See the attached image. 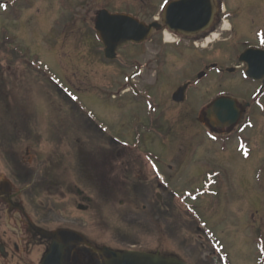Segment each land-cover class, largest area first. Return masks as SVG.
Returning a JSON list of instances; mask_svg holds the SVG:
<instances>
[{
  "label": "rangeland",
  "instance_id": "obj_1",
  "mask_svg": "<svg viewBox=\"0 0 264 264\" xmlns=\"http://www.w3.org/2000/svg\"><path fill=\"white\" fill-rule=\"evenodd\" d=\"M174 1L0 0V109L6 96L2 75L9 72L10 76L5 80L10 83L12 92L10 106L20 111L18 120L32 131V139L35 138L33 132L41 134L38 136L42 138V144L38 150L43 159L58 161L60 172L82 189L86 186L85 191L95 202L91 210H80L60 195L58 221L83 233L96 245L100 257V250L106 247L117 252L141 251L173 259L178 257L187 264H227L222 255L228 264H264V250L260 247L264 245V191L261 192L264 185L263 118H255V130L242 135L250 141L245 148L249 157L245 159L232 142L227 146L224 142H208L198 114L182 115L169 107L168 110L164 108L166 115L159 120L158 126L150 129V154L163 165L162 173L168 179L169 188H158L161 180L148 165V198L141 194L142 190L139 194L136 191L129 194L131 183L135 182L126 180L121 172L123 168L117 165L116 156L122 149L114 139L122 137L125 132L126 135L134 132L131 125L121 128L118 124V110L126 112L125 123H129L130 118L132 123V113L138 112V118L143 117L141 112L144 111L139 108L148 106L146 97L150 91V107H159L152 92L165 107L172 88L188 80L186 76L191 75L193 66L187 56L182 54L176 58L172 51H168L165 68L158 70V64L153 60L157 51L151 50L150 46V41H161L160 34H155L139 49L120 54L118 60H122L123 55L131 59V62H120L130 68L120 76L117 71L119 61L105 67L100 57L94 55V47L88 46L94 43L89 41L90 29H94L97 15L105 7L111 13L132 15L144 24H150L155 20L162 21L165 7ZM218 1H224L228 12L240 18L237 26L243 27L241 35L244 36L240 41L259 30L264 32V0ZM222 26L227 30L224 35H229L233 24L228 18ZM218 33L220 31L215 32ZM187 39L181 40L182 45L188 44ZM162 42L174 44L179 38L166 33ZM4 44L7 50L16 53L14 57L11 51L14 60L26 55L43 79L26 70L22 62L6 63L5 59L11 57H6V51L2 52ZM135 61L150 63L149 69L133 83L139 91L150 86V91L144 94L143 105L139 103V107L129 97L119 102L116 96L118 84L129 85L127 76L131 67L136 66ZM160 70L162 74L158 76ZM66 76L75 88L70 81L68 83ZM53 78L60 80L64 88L74 91V100L64 92V95L55 93L59 89L51 84ZM29 111L32 116L27 114ZM159 111L150 110V121L161 118ZM196 116L197 119L193 120ZM179 117L185 118L181 124L176 121ZM55 129L56 135H52ZM21 138L27 139V136ZM140 139L139 151L136 148L133 151L123 149L133 156L143 157L141 153L149 139L145 136ZM0 155L3 158L4 154ZM84 169L94 170L97 175L90 178ZM209 172L217 176L215 181L222 185V189L215 197L202 196L196 201L193 199L196 192L206 190ZM208 192L213 194V188ZM72 199L73 202L80 200L77 196ZM200 224L203 225L199 229ZM260 239L263 243L259 244Z\"/></svg>",
  "mask_w": 264,
  "mask_h": 264
},
{
  "label": "flooded vegetation",
  "instance_id": "obj_2",
  "mask_svg": "<svg viewBox=\"0 0 264 264\" xmlns=\"http://www.w3.org/2000/svg\"><path fill=\"white\" fill-rule=\"evenodd\" d=\"M106 8L104 10H107ZM222 11L223 7L221 5L220 12L211 30L194 38L187 39L189 40L188 44L182 45L181 40H184L182 37H179V42H175L174 44L163 43L162 37L165 34L164 31L154 32L152 35L153 37L155 34H160L159 39L161 41L151 42L149 39L151 50L155 49L157 51L156 59L154 57L153 60L158 64V70L165 68L169 56L168 51H172L173 56L176 55V58L183 55L187 56V61L193 66L191 75L188 74L186 76L188 80L172 88L174 90L170 92L171 95L169 94L167 102L165 101V107L160 105L161 100L152 92V96L159 106L156 107V111L160 109L159 117L161 118L150 121V86L147 90L142 89L139 91L133 85L136 78H140L143 72L149 69L150 63L143 64L142 62L135 61L136 66L134 69L131 67V73L127 76L129 85H124L122 82L118 84L116 90L118 92L116 95L117 100L120 102L124 97H129V100L133 99L134 103L137 104L136 107H139V103L143 105L145 101L144 94L146 95L147 91H150L148 92L149 96L146 97L148 106L142 109L139 108L140 111H144L143 113L141 112L143 117L138 118V112L132 113V123L131 118L129 119V123H125L126 112L120 109L117 114L118 124L121 128L127 125H131V128H134V132H127L129 135H126L125 132L123 133L124 135L122 134V137L114 139V142L117 143L116 145L122 149L121 153L116 156V162L117 165L120 164V169L123 168L121 169L123 177L126 180H133V182L140 184L131 183V192H128L129 194H135V191L139 194L141 190L143 192L141 194H146L148 190L146 188L150 184L149 166H152V172L156 173L159 180L163 177L164 184L158 182V188H169V183L167 184L168 179L162 173L164 172L163 165L159 164L157 158L150 154V129L159 125V120L163 119V115L165 114L164 108L168 110L169 107L171 111H179V114L182 115L189 114L195 116L198 114L199 123L204 125L207 123L204 113L211 106H214L217 101L227 98L236 101L237 109L241 115L236 127L225 128L224 130H209L206 125L204 127L210 137H225L237 146H239L241 141L243 145H249V140H246L244 137L243 140L240 137L246 134L247 131L255 130V118L264 119V32L259 30L246 40L240 41V38L244 37L241 35L243 27L237 26V23L241 21L240 18L237 14H228L227 9L224 12ZM222 14H225L229 18V22L233 24L229 35L227 34L226 36L224 35L225 30L222 27V23L224 22ZM155 21L162 23L161 20ZM219 31L218 38L220 39L212 44L211 48L196 46L197 43L204 42L214 32ZM172 34L178 36L174 33ZM249 40L254 41L250 42ZM6 41L9 42L10 40L6 38ZM89 41L90 43L94 41L93 44H88V46L90 48L94 47L93 53L100 57L104 64L103 66H112L119 61L117 64L120 65V72L119 69L117 71L120 76L130 69L127 65L120 62L127 63L125 60L131 62V59L126 58L125 55H123L122 60H118L120 54L126 51L129 52L130 49L137 50L142 46L129 45L118 51V57L115 62H108L105 58L103 44L100 42L95 27L94 29H90ZM5 44L2 52L6 51V57H11V51L14 57H16V53L13 50H7ZM244 54L245 56L241 60ZM21 56L22 58H15V60L12 57L5 59V62H10V64L12 61L14 64L22 62L26 70L38 74L40 79H43L35 69L34 63L27 59L26 55L22 54ZM36 64L35 62V66ZM159 74H162L161 70L158 72V76ZM8 75L9 72L7 74L3 73L2 78L6 79ZM66 78L69 83L70 80L67 76ZM5 79L3 81L6 93L4 98L5 106L1 102L3 104L1 106L3 111L0 113L2 115L0 118V146H2L1 143H4L1 147L2 149L0 148V153L4 154L3 158L0 155V264H43L53 244L61 242L60 233L63 232L77 233L84 240L83 243L72 244L63 249L64 264L106 263L111 258L109 252L113 250L106 247L102 248L99 254L101 253L103 257H100L96 252V245L83 233L74 230L68 223L64 225L59 223L58 198H60V195L64 201L75 205L80 210H86V208L91 210L90 208L95 202L85 191L86 186L82 189L80 185H76L74 181H70L64 172H60L58 161L52 158L43 159L42 152L38 150L42 144V138L38 136L41 134L33 132L35 138L32 139V131L18 120L20 111L10 106L12 92L10 83L7 84L8 81ZM52 81L51 84H54L59 89L55 91L57 95H64L63 92H65L70 98H73L74 91L72 89L64 88L60 80L53 78ZM72 84L73 82L70 84L72 88H75V85ZM184 85H188L185 101L177 102L174 100V94ZM137 88L140 87L137 86ZM203 91L206 93L203 94ZM21 110L24 112L23 109ZM27 114L32 116L33 113L29 111ZM196 119L197 116L193 120ZM176 121L181 124L185 121V118L179 117V120L177 119ZM165 129L167 128L165 127ZM56 131V129L52 131V135H56ZM136 131H140V133ZM142 132L143 134H141ZM25 135L27 139H22L21 137ZM143 136L149 139V142L145 146L146 148H144L145 151L143 150L141 153L144 156H133L128 150L133 151V148H136L139 151L142 143L140 137ZM54 138L56 139V137ZM163 139L165 141V136ZM123 147L128 150L123 149ZM32 148L34 149V154L32 153ZM87 163L91 165V161ZM84 171H86L85 173L90 178L97 175L94 170L84 169ZM175 172L178 173V171ZM81 182L79 180L80 184H82ZM121 183H124L123 180ZM221 189L222 185L218 183L215 191L216 194ZM261 190L264 191V185ZM76 196L81 201L73 202L72 198ZM83 203H87V205H82ZM118 252L121 253L120 250Z\"/></svg>",
  "mask_w": 264,
  "mask_h": 264
},
{
  "label": "water",
  "instance_id": "obj_3",
  "mask_svg": "<svg viewBox=\"0 0 264 264\" xmlns=\"http://www.w3.org/2000/svg\"><path fill=\"white\" fill-rule=\"evenodd\" d=\"M216 11L213 0H178L166 7L164 25L178 34L194 36L211 27ZM95 29L104 45L106 59L113 62L117 58L118 50L130 44L145 43L154 30H162L163 26L158 23L146 25L132 16L113 15L102 10L97 16ZM186 90L187 86L181 87L175 93L174 100L185 101ZM207 118L213 128L223 129L237 124L240 114L233 100L221 99L208 111ZM60 237L61 242L53 244L43 264H64L63 249L84 242L81 235L73 232L60 233ZM109 253L111 258L104 264H185L177 259L146 253Z\"/></svg>",
  "mask_w": 264,
  "mask_h": 264
}]
</instances>
